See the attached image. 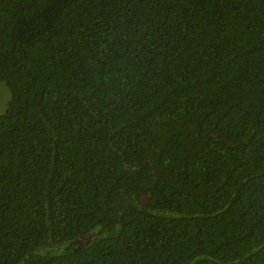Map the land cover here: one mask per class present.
<instances>
[{"label":"trees","instance_id":"1","mask_svg":"<svg viewBox=\"0 0 264 264\" xmlns=\"http://www.w3.org/2000/svg\"><path fill=\"white\" fill-rule=\"evenodd\" d=\"M0 264H264V0H0Z\"/></svg>","mask_w":264,"mask_h":264},{"label":"rangeland","instance_id":"2","mask_svg":"<svg viewBox=\"0 0 264 264\" xmlns=\"http://www.w3.org/2000/svg\"><path fill=\"white\" fill-rule=\"evenodd\" d=\"M11 96V89L6 81L0 80V113L5 112L8 108Z\"/></svg>","mask_w":264,"mask_h":264}]
</instances>
